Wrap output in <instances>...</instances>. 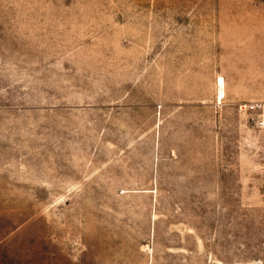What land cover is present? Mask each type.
I'll list each match as a JSON object with an SVG mask.
<instances>
[{"label":"rangeland","instance_id":"obj_1","mask_svg":"<svg viewBox=\"0 0 264 264\" xmlns=\"http://www.w3.org/2000/svg\"><path fill=\"white\" fill-rule=\"evenodd\" d=\"M253 100L264 0H0V264H264Z\"/></svg>","mask_w":264,"mask_h":264},{"label":"built area","instance_id":"obj_2","mask_svg":"<svg viewBox=\"0 0 264 264\" xmlns=\"http://www.w3.org/2000/svg\"><path fill=\"white\" fill-rule=\"evenodd\" d=\"M239 110L246 115L247 123L256 132L261 153L259 164L260 174L262 176L263 190L262 202L264 203V100H253L240 103Z\"/></svg>","mask_w":264,"mask_h":264},{"label":"bare ground","instance_id":"obj_3","mask_svg":"<svg viewBox=\"0 0 264 264\" xmlns=\"http://www.w3.org/2000/svg\"><path fill=\"white\" fill-rule=\"evenodd\" d=\"M218 92L222 95L223 94V86H224V82L223 79L220 77V79L218 80Z\"/></svg>","mask_w":264,"mask_h":264}]
</instances>
